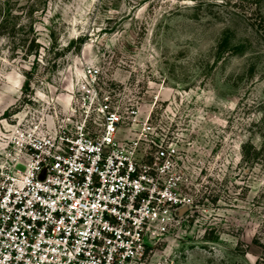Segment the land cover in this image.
Instances as JSON below:
<instances>
[{
  "label": "rangeland",
  "instance_id": "obj_1",
  "mask_svg": "<svg viewBox=\"0 0 264 264\" xmlns=\"http://www.w3.org/2000/svg\"><path fill=\"white\" fill-rule=\"evenodd\" d=\"M91 65L178 144L184 220L158 256L264 264V0H0V181L16 129Z\"/></svg>",
  "mask_w": 264,
  "mask_h": 264
},
{
  "label": "built area",
  "instance_id": "obj_2",
  "mask_svg": "<svg viewBox=\"0 0 264 264\" xmlns=\"http://www.w3.org/2000/svg\"><path fill=\"white\" fill-rule=\"evenodd\" d=\"M103 80L86 67L67 107L16 129L0 264H172L156 251L184 220L178 144Z\"/></svg>",
  "mask_w": 264,
  "mask_h": 264
}]
</instances>
